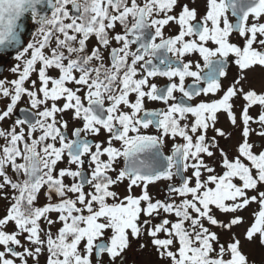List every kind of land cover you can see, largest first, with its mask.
Wrapping results in <instances>:
<instances>
[{"label": "snow or ice", "instance_id": "obj_1", "mask_svg": "<svg viewBox=\"0 0 264 264\" xmlns=\"http://www.w3.org/2000/svg\"><path fill=\"white\" fill-rule=\"evenodd\" d=\"M10 49L0 264H264V0H0Z\"/></svg>", "mask_w": 264, "mask_h": 264}, {"label": "flooded vegetation", "instance_id": "obj_2", "mask_svg": "<svg viewBox=\"0 0 264 264\" xmlns=\"http://www.w3.org/2000/svg\"><path fill=\"white\" fill-rule=\"evenodd\" d=\"M27 19H28V26H29L30 31L28 30V33L25 35V38L26 39H30L31 35L34 33V32L31 31V29L34 30L35 28H34L33 22L31 21L29 16H27ZM13 58H14V55H12V56L11 55H6V56L3 57L2 60H0V64L10 63L13 60Z\"/></svg>", "mask_w": 264, "mask_h": 264}, {"label": "water", "instance_id": "obj_3", "mask_svg": "<svg viewBox=\"0 0 264 264\" xmlns=\"http://www.w3.org/2000/svg\"><path fill=\"white\" fill-rule=\"evenodd\" d=\"M21 23L23 25V33H22V35L25 38V35L28 33V30L30 31L29 26H28L27 15L22 19ZM31 31L34 32L35 29L34 30L31 29ZM9 51L11 52V56L15 54V50L14 49H10Z\"/></svg>", "mask_w": 264, "mask_h": 264}]
</instances>
